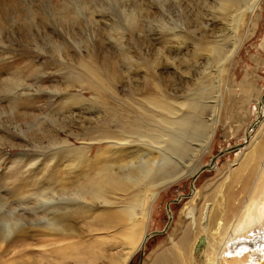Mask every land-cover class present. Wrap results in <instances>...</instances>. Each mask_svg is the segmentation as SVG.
<instances>
[{"label":"bare ground","instance_id":"bare-ground-1","mask_svg":"<svg viewBox=\"0 0 264 264\" xmlns=\"http://www.w3.org/2000/svg\"><path fill=\"white\" fill-rule=\"evenodd\" d=\"M34 1L25 0L24 7L20 8L17 0H0V22L26 34L25 38L31 39L41 54L43 50L34 42L31 31L40 34L42 22L46 25L43 31L52 26L66 34L69 45L78 53L84 49L85 55L70 60L67 45L48 41L57 66L65 68L61 75L65 83L62 108L69 113L68 119H74L73 110L83 109L85 100L71 93L72 90L90 91L96 98H102L106 93L113 94L118 83L114 72L104 66V70L100 69L94 63L91 52L94 43L89 45V41L101 39L96 32L93 34L91 26L101 23L106 29L107 41L119 49L127 33L140 34L147 27L158 29L160 34H167L177 50L191 47L192 55L181 62L213 67L218 78L238 52L241 46L238 31L244 23H249L260 0H201L196 6L197 13L191 17L186 13V0H45L47 4L43 2L35 7ZM153 6L160 9V15H154ZM171 8L176 15L171 14ZM170 58L167 61L173 63L175 58ZM145 74L143 88L136 89L118 113L116 122L121 123L118 132L98 136L96 141L74 135L81 143L79 146L71 142L73 134L67 121L46 116L42 120L22 110V103L17 101L30 95L23 81H9L0 88L3 95L0 128L14 123V130L21 136L27 139L31 135L27 141L47 142V148L35 146L50 150L48 162L52 166L61 162L59 173L41 179L40 187L22 182L18 191H10L0 186V253L13 237L26 239L30 224L41 225L43 231L66 239L75 231L74 221L70 222L74 215L91 213L93 226L88 230L91 241L82 251H86L84 256L76 258L73 264H128L142 241L144 244L147 240L146 222L158 191L197 171L199 158L215 132L220 106L216 101L212 118H205L206 101L213 97L204 85L205 78L193 83L185 81L184 85H188L185 92L176 96L148 68ZM4 101L6 106H1ZM86 122H89L87 131H92V120ZM61 133L67 137L64 139ZM260 136L243 157L237 172L229 175V184L221 191L220 201L204 203L197 221L193 211L186 213L192 230L198 226L193 245L204 264H252L254 253L250 245L237 253L231 251V246L234 242L244 245V239L264 229V137ZM6 145L15 146L6 136H0V147ZM248 168L252 169L250 181L242 183L240 172ZM34 190L40 191L35 198L31 194ZM13 202L21 207L22 215L8 208ZM25 207H29V212ZM30 207L41 209L34 213L42 217L36 223L28 220ZM190 237L183 236L179 243L185 250ZM201 237L204 243L198 247ZM22 241L20 246L25 249L28 244ZM173 246L179 250L177 244ZM185 257L190 259L188 253ZM178 261L175 253L166 251L155 263L180 264Z\"/></svg>","mask_w":264,"mask_h":264},{"label":"rangeland","instance_id":"rangeland-1","mask_svg":"<svg viewBox=\"0 0 264 264\" xmlns=\"http://www.w3.org/2000/svg\"><path fill=\"white\" fill-rule=\"evenodd\" d=\"M24 1L17 0L20 5L22 4V7L19 5L20 8L24 7ZM37 1L33 2L34 7L46 3L45 0ZM186 1V13L191 17L197 13L196 6L200 4L201 0ZM152 10L154 15L161 14L157 6H153ZM170 10L171 14L176 15L174 9ZM37 22L41 21L37 20ZM17 24L20 25L19 19ZM41 24L40 34L35 30H32L31 33L34 42L36 41L39 48L43 50V54L37 51L31 39L25 38L26 34L15 27L9 29V25L0 22V88L9 81H23V87H27L25 88L26 93L30 95L17 101L22 103V110L39 116L42 120L46 116L67 121L66 123L70 125L69 128L73 134L70 137L71 142L76 146L81 143L74 139V135L96 141L98 136L118 132L121 127V123L117 124L116 122V119L119 118L118 113L123 109L124 102L125 104L129 102L130 95L143 88L146 76L145 68L155 75L156 80L167 91L176 96L185 92V87L188 86L184 85L185 81L193 83L199 81L198 78H205L204 85L210 90V97L213 96L212 99L210 98L211 100L209 99L210 101H206V119L212 118L214 103L216 101L220 103L217 113L218 123L213 137L203 155L200 156L198 169L192 176L158 191L150 206L145 236L154 232L161 233L163 231V233L150 236L144 244L142 241L143 246L141 245L137 249L128 262V264H156L155 262L163 253L172 251L178 257L180 264H204L199 257L197 248L193 245L198 226L194 232L190 227V219L186 213L189 210L193 211V216L195 215L197 221L204 203L209 205L220 201L221 191L229 184V175L237 172L243 157L254 146V142L258 141V137L260 135L262 138L264 137V103L261 101L264 92V0H260L257 4L249 23H244L238 31L241 46L218 78H216V70L213 67L205 66L203 63L192 65L191 62H181L180 60L190 58L193 53L191 47H187L189 50L187 48V50H177L167 34H160L158 29L151 30L150 27H147L140 34L139 32L127 33L122 42V49H119L112 47L107 41L106 29L101 23L91 26L93 34L95 35L96 32L101 39L94 41L93 38L89 41V45L94 43V48L91 49L94 63L100 69L104 70L102 67L104 66L114 72L118 76V83L115 85L113 94L106 93L102 98H96L90 91L72 90L71 93L79 95L85 100L83 109L75 108L73 110L76 114L74 119L71 117L68 119L69 113L63 111L64 97L62 93L65 83L61 75L65 68L61 69L57 66L56 55L52 53L48 41L67 45L66 51L70 60L85 55V51L82 48L78 53L75 48L69 45L66 34L52 26L46 27L43 31L44 23ZM206 32L210 31L206 29ZM42 38H44L43 41ZM169 58L171 60L175 58V61L170 63L167 61ZM111 63L115 65L110 67ZM57 90L61 91V94L55 95ZM0 97L3 98V95ZM136 97L140 98L141 96ZM1 106H6L5 101L1 103ZM88 119L93 122L94 129L92 131H87L89 122L87 123L86 120ZM110 123H112L111 126H109ZM11 124H6L8 128H4V126L0 128V136H6L15 145L13 148L7 145L3 148L0 147V186L7 187L10 191H18L22 182L40 187L41 179L59 173L61 162L52 166V163L48 162L50 150L36 147L41 145L47 148V142L43 140L40 144H33L32 141H27V139H31V135L26 139L14 130L15 124ZM25 129L26 127L23 125V130ZM65 134L61 133L64 139L67 137ZM222 152L224 154L220 156L219 154ZM91 155H94V152ZM65 174L68 175V173ZM251 174L252 169L250 168L242 170L240 172L242 183L247 179L250 181ZM31 194L35 198L40 194V191L34 190L31 191ZM167 207L171 216L170 222ZM8 208H14L19 215L23 213L21 207H17L15 202L11 203ZM25 208L29 212V207ZM30 208L32 212L29 213L28 220L36 223L37 219L42 217H38L34 213L41 212V209ZM74 216L75 218L70 222L74 221L75 231L71 234L72 236L66 237V239H60L62 236L43 231L41 225H37V227L34 224L28 225L26 239L13 237L5 245L6 250L0 253V264H73L76 258L84 256L86 251H82L91 241L88 230L93 226L91 213ZM185 235L192 237L189 238L186 250L180 245V241ZM22 240L28 244L25 249L20 246ZM173 243L178 245L179 250L174 248ZM243 243L244 245H238L234 242L231 251L237 253L240 248L250 245L252 253H254L252 264L262 263L264 260V229L254 231L250 238L243 240ZM12 248L15 250L12 251ZM141 253L142 256H140ZM186 253L190 259L185 257Z\"/></svg>","mask_w":264,"mask_h":264},{"label":"water","instance_id":"water-1","mask_svg":"<svg viewBox=\"0 0 264 264\" xmlns=\"http://www.w3.org/2000/svg\"><path fill=\"white\" fill-rule=\"evenodd\" d=\"M261 101L264 102V92H263V94H262V96H261ZM223 154H224V152L220 153L219 155L222 156ZM166 210H167V213H168V215H169V222H170L171 216H170V212H169V210H168V207L166 208ZM167 226H168V225H167ZM165 230H166V228H165ZM161 233H163V231H162ZM161 233H160V232L150 233V234H148V235L146 236V239H148V238H149L150 236H152V235H155V234H161ZM203 243H204V238L201 237V238L198 240L197 246L200 247ZM140 256H142V253H141Z\"/></svg>","mask_w":264,"mask_h":264}]
</instances>
